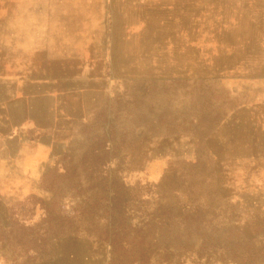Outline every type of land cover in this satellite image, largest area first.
Segmentation results:
<instances>
[{"label":"rangeland","instance_id":"1","mask_svg":"<svg viewBox=\"0 0 264 264\" xmlns=\"http://www.w3.org/2000/svg\"><path fill=\"white\" fill-rule=\"evenodd\" d=\"M210 74L214 88L201 99L198 84L149 83L176 121L151 131L154 150L131 182L156 183L175 159L192 157L179 124L191 96L207 115L202 140L223 162L221 180L248 188L240 196L254 206L264 202V162L255 160L264 152V0H0V209L15 206L27 221L25 197L42 195L39 176L71 139V120L49 116L53 98L32 95L65 90L61 114L89 119L105 98L130 90L127 81ZM220 99L228 119L214 125L220 109L209 104ZM35 124H56V140ZM0 264H107V253L69 238L37 254L11 241L0 243Z\"/></svg>","mask_w":264,"mask_h":264},{"label":"trees","instance_id":"2","mask_svg":"<svg viewBox=\"0 0 264 264\" xmlns=\"http://www.w3.org/2000/svg\"><path fill=\"white\" fill-rule=\"evenodd\" d=\"M214 77L127 81L130 90L105 98L89 119L61 114L58 102L65 90L32 95L53 98L49 116L71 120V139L39 176L42 195L25 197L27 221L17 219L15 206L0 209V243L14 241L37 254L56 240H80L103 247L107 264H264V202L252 206L240 196L248 188L221 184L223 162L202 140L209 130L207 115L195 109L191 96L182 99L187 107L179 124L192 138V157L175 159L156 183L131 182L154 150L147 140L151 131L176 121L153 100L149 83L161 78L176 90L198 84L201 99L211 94ZM209 106L220 109L209 117L214 125L228 119L224 100ZM35 129L56 140V124ZM131 145L135 153L129 152ZM255 160L264 162L261 148ZM35 209L39 215L32 222Z\"/></svg>","mask_w":264,"mask_h":264},{"label":"water","instance_id":"3","mask_svg":"<svg viewBox=\"0 0 264 264\" xmlns=\"http://www.w3.org/2000/svg\"><path fill=\"white\" fill-rule=\"evenodd\" d=\"M214 79H216V78L214 77ZM234 182L235 181L232 178H227V180L225 178V180L221 181V184L227 186L228 189L232 190L233 189L232 185ZM227 197H229V195H227Z\"/></svg>","mask_w":264,"mask_h":264},{"label":"crops","instance_id":"4","mask_svg":"<svg viewBox=\"0 0 264 264\" xmlns=\"http://www.w3.org/2000/svg\"><path fill=\"white\" fill-rule=\"evenodd\" d=\"M13 137H11V139H12Z\"/></svg>","mask_w":264,"mask_h":264}]
</instances>
